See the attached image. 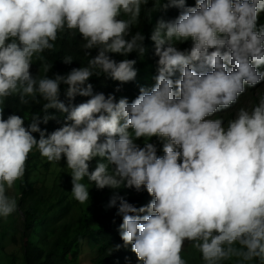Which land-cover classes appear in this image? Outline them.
<instances>
[{
  "label": "clouds",
  "instance_id": "1",
  "mask_svg": "<svg viewBox=\"0 0 264 264\" xmlns=\"http://www.w3.org/2000/svg\"><path fill=\"white\" fill-rule=\"evenodd\" d=\"M169 8L179 15L158 20L150 37L158 58L154 86L140 87L131 103L94 93L93 76L135 81L136 60L126 57L146 48L145 36L132 29L142 14ZM261 12L264 0H195L194 7L186 0H0V218L18 211L8 192L23 181L35 150L49 163L65 161L80 205H89L93 184L112 191L106 207L118 205L120 239L142 264H188L186 242L202 264H264V96L227 123L214 118L246 86L264 81ZM77 35L86 64L49 77L47 54ZM188 41L190 49L178 47ZM77 96L88 99L73 104ZM12 100L26 108L42 103L41 112L5 118ZM52 109L64 123L47 133L40 125L57 120ZM153 137L163 142V155ZM122 187L151 200L138 208L119 195Z\"/></svg>",
  "mask_w": 264,
  "mask_h": 264
},
{
  "label": "trees",
  "instance_id": "2",
  "mask_svg": "<svg viewBox=\"0 0 264 264\" xmlns=\"http://www.w3.org/2000/svg\"><path fill=\"white\" fill-rule=\"evenodd\" d=\"M161 2L163 3L164 0H161ZM186 6L194 7L195 0H186ZM147 7L152 8L151 2ZM179 13V9L169 8L167 11H163L160 9L152 11L150 17L148 18H145V16L142 14L140 25L136 28H133L132 32L134 34L136 31H140L145 36V40L143 43L144 47L146 48V52L143 56H139L137 53L133 52L128 57H126L127 59L136 60L135 67L138 74L135 81L126 84H120L117 81L106 78L104 75H100L98 77L93 76L92 78H90L89 83L93 85L94 93H104L106 96L110 94L114 95L117 101L120 98H127L129 103H131L139 95L140 87H145L148 89L153 87L155 84V76L157 75L158 58L154 55V42L150 39L151 34L158 20H174L179 15ZM261 25H264V12H261L259 14L257 27H260ZM80 44L81 39L79 35H77L74 39L65 36L62 40L57 42L56 51L47 54L49 61L52 62V68L48 72L49 77H52L55 74L66 75L71 71V69L78 68L86 64L89 57L84 56L83 51H81L80 49ZM178 47L181 50L190 49L191 41H188L184 44H179ZM95 54L96 52L95 50H93L92 56H95ZM67 55H71L74 58L72 63L70 64H65L63 62L64 57ZM112 58L119 62L125 57L112 54ZM39 67V63H35L32 65L31 69L39 70ZM258 71L264 72V66H261ZM40 74L43 75L42 72ZM175 78H179L178 73ZM261 84L262 81L254 87H251L252 90L250 91V93L258 89L260 90V88L258 87ZM65 88L66 86H61L60 99L68 104L69 101L64 96ZM246 88L248 87L246 86ZM117 89L119 90L117 91ZM250 93L246 96H242V99L238 98L237 102L233 104L229 109L216 113L214 118H223L225 123H227L229 119L234 118L236 112L235 108L238 105L240 106L242 104V101H244L250 95ZM263 93L264 92L260 90V97L263 95ZM260 97H255L256 99L254 98L255 105L258 103L257 101ZM87 99L88 97L77 96L75 100L72 101V103L79 104L85 102ZM18 107L20 108L19 111H17ZM41 108L42 103L40 105L33 104L30 105V107L26 108L23 106H19L17 100H12L10 101V107L5 109L4 115L6 118L9 114L15 112L17 115L27 116L28 112H41ZM49 113L56 115L57 120H51L46 125H40L41 129H46L47 133H51L52 131L61 127L64 123V116L62 114L54 109L49 110ZM34 135L37 139H39L38 133ZM149 142L156 145L157 155H163L162 141L158 140L156 137H153ZM137 143L142 144V141H137ZM40 158L41 156L39 152L35 150L29 155L25 176L20 185L23 193L21 205H23L25 198L35 197L37 195L36 184L31 180V178L33 169L37 167ZM60 162L65 163L63 159ZM96 162V160L92 161L90 170L95 168ZM89 191L102 198V202L105 206V213L101 218L105 219V222H103L96 230L88 227L87 224V227L81 233H77L71 241L63 246L60 252L61 258L63 259L67 254H70L73 248H77L78 244H80L84 237L94 235L101 240L99 244L100 253L95 261V264H119V262H121V264L142 263L138 261L135 254L131 252V246L129 245L128 247H124L123 241L120 239L118 227L122 222V218L116 215L118 205L117 207L112 208L106 207L109 198L112 196V191L107 188L103 190H97L94 184L90 186ZM118 191L120 196L124 197L129 203L134 204L138 208L141 206H146L151 200V197L147 194L146 191L137 193L133 189H127L123 187ZM38 213V207L36 205L26 208L25 226L28 230H30L36 220H38ZM116 245H121V247L119 249H116ZM183 256L185 255L183 254ZM23 258L25 264H55L53 251H46V249L42 245L33 243L32 241L28 240L26 234H23ZM187 259L189 264H199V262H202L200 253L197 250L195 251L194 248H192L190 253L187 255Z\"/></svg>",
  "mask_w": 264,
  "mask_h": 264
},
{
  "label": "rangeland",
  "instance_id": "3",
  "mask_svg": "<svg viewBox=\"0 0 264 264\" xmlns=\"http://www.w3.org/2000/svg\"><path fill=\"white\" fill-rule=\"evenodd\" d=\"M31 72L34 76L38 74L37 69H31ZM258 88L264 92V81ZM251 90V87L246 88L239 98L246 96ZM260 90L250 93L235 110L239 107L249 109L253 107L254 100L260 97ZM31 180L36 184L37 195L25 198L23 205L20 181L8 192V195L17 200L18 211L7 219L0 218V264H25L23 234H26L28 240L33 243L42 245L46 251H53L55 264H95L100 253L101 240L94 235L84 237L77 248H73L63 259L60 252L66 243L87 227V224L96 230L105 222V219L101 218L105 213L102 198L90 191L88 206L76 202L71 195L70 173L63 162L56 165L41 157L37 167L33 169ZM34 205L38 207L39 217L28 230L25 226V210ZM191 250V245L186 242L181 253L182 258L188 261L187 255Z\"/></svg>",
  "mask_w": 264,
  "mask_h": 264
}]
</instances>
